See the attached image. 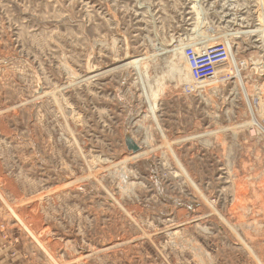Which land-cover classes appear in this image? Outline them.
I'll use <instances>...</instances> for the list:
<instances>
[{
  "label": "rangeland",
  "instance_id": "374dc122",
  "mask_svg": "<svg viewBox=\"0 0 264 264\" xmlns=\"http://www.w3.org/2000/svg\"><path fill=\"white\" fill-rule=\"evenodd\" d=\"M0 256L264 264V0H0Z\"/></svg>",
  "mask_w": 264,
  "mask_h": 264
},
{
  "label": "built area",
  "instance_id": "2783aa9c",
  "mask_svg": "<svg viewBox=\"0 0 264 264\" xmlns=\"http://www.w3.org/2000/svg\"><path fill=\"white\" fill-rule=\"evenodd\" d=\"M185 55L192 76L197 81L204 80L214 74L217 68L225 65L227 61L226 48L223 44L208 47L200 53L188 47L185 50Z\"/></svg>",
  "mask_w": 264,
  "mask_h": 264
},
{
  "label": "bare ground",
  "instance_id": "6f19581e",
  "mask_svg": "<svg viewBox=\"0 0 264 264\" xmlns=\"http://www.w3.org/2000/svg\"><path fill=\"white\" fill-rule=\"evenodd\" d=\"M186 50V49H185ZM200 53V52H199ZM184 58H185V61L187 62V64H188V61L186 60V55H185V53H184ZM134 61V64H136V60H133ZM187 67H189V64H188V66ZM190 68V67H189ZM217 69H219L220 70V68L218 67ZM216 71H218V70H216ZM236 72V71H235ZM190 73V72H189ZM191 74V73H190ZM239 74V73H238ZM237 74V75H238ZM213 75V74H212ZM236 75V74H235ZM211 76V75H210ZM239 76V75H238ZM190 78H191V76H189ZM215 77V76H214ZM193 78V77H192ZM211 79V78H210ZM214 79V78H213ZM200 81V80H199ZM239 81V80H238ZM241 82V81H240ZM252 120V123L254 124V125H257L258 127H259V124H258V122L254 119V118H252L251 119Z\"/></svg>",
  "mask_w": 264,
  "mask_h": 264
},
{
  "label": "crops",
  "instance_id": "0c3cea01",
  "mask_svg": "<svg viewBox=\"0 0 264 264\" xmlns=\"http://www.w3.org/2000/svg\"><path fill=\"white\" fill-rule=\"evenodd\" d=\"M0 264H11V263H7V260L4 257L0 256Z\"/></svg>",
  "mask_w": 264,
  "mask_h": 264
},
{
  "label": "water",
  "instance_id": "95a60500",
  "mask_svg": "<svg viewBox=\"0 0 264 264\" xmlns=\"http://www.w3.org/2000/svg\"><path fill=\"white\" fill-rule=\"evenodd\" d=\"M134 150H136L137 148L136 147H133Z\"/></svg>",
  "mask_w": 264,
  "mask_h": 264
}]
</instances>
